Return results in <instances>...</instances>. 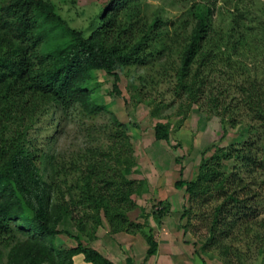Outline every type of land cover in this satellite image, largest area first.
I'll return each mask as SVG.
<instances>
[{"label": "rangeland", "instance_id": "rangeland-1", "mask_svg": "<svg viewBox=\"0 0 264 264\" xmlns=\"http://www.w3.org/2000/svg\"><path fill=\"white\" fill-rule=\"evenodd\" d=\"M44 1L52 4L70 26L91 30L100 7L108 0ZM193 1L143 0L145 19L155 13L161 16L169 39L175 34L180 38L189 36L197 21L190 12ZM213 1V28L234 27L236 18L233 17L232 22L227 11L236 16L240 12L247 16L239 27L248 28L243 33L245 38L237 35L234 40L242 39L237 53L243 62L246 61L248 71L241 68L237 78L235 74L234 77L218 78L215 75L228 72L229 55L225 48L205 49L211 53V61L217 52L218 59L204 67V76L197 78L200 81L209 77L211 87L224 88L223 91L199 89L192 96L188 87L182 90L176 76L181 70L182 56L173 54L172 58L164 57L145 67L125 68L119 72L121 80L117 90L113 77L97 72L96 80L88 85L92 89L89 97L82 98L66 111H49V118L55 115L58 141L49 152L56 159L49 171H43V177L51 208L66 212L62 213L57 227L72 235L79 234L83 244L110 255L116 264H141L149 248L147 238L150 234L154 235L159 249L148 264H225V258L215 246L202 249L209 237L214 210L226 198V194L222 195L216 188L222 174H225L226 187L227 176L235 174L240 179L236 183L243 184L242 196L248 193L249 198L255 200L259 195L257 200L263 201L259 207L262 209L250 222L262 223L252 235L264 234V154L257 157L261 163L251 167L239 160L224 159L225 150L229 153L238 147L244 151L245 145L252 141L264 146V114L263 119H251L244 102L250 94L238 90V84L246 78L248 85L256 84V80L259 84L264 81V0ZM201 57L199 55L197 60L200 61ZM198 67V63L190 65L185 83L191 82ZM218 101L221 107L216 104ZM49 118L48 124L53 122ZM159 122L168 125L171 132L169 143L156 140L154 128ZM211 146H216L220 161L214 160L215 149L208 151L203 160H207L206 166L201 168L203 152ZM257 147L255 145L253 149ZM42 157V167H49L48 156ZM102 160L121 169L116 172L110 167L103 173L107 167L103 168ZM199 169L206 172V180L202 177L199 182L203 186L209 183L208 195L191 198L187 195L188 200L185 191L177 190L175 185L183 179L197 178L201 172ZM109 176L120 182L134 181L132 186H126V191L132 192L129 200L121 202H107L103 198L105 209L99 211L88 199L96 188L104 195L101 188ZM184 205L189 209L188 213H185ZM122 208L127 210L125 214L130 225L117 220ZM165 208L167 211H162ZM108 211L109 215L106 214ZM111 218L113 224L124 229L115 228L110 223ZM97 219L101 222L97 223ZM10 226L14 232H7L4 237L27 239L18 229V232L14 230L17 226L14 222ZM234 231L237 232L238 228ZM245 240L242 239L243 243L234 241L233 247L247 253ZM57 244L77 245L75 240L63 234L57 238ZM251 248L250 253L254 254L256 248ZM0 259V264H8L7 253H1ZM76 264L88 263L79 255ZM245 264L263 263L260 257L251 256Z\"/></svg>", "mask_w": 264, "mask_h": 264}, {"label": "trees", "instance_id": "trees-1", "mask_svg": "<svg viewBox=\"0 0 264 264\" xmlns=\"http://www.w3.org/2000/svg\"><path fill=\"white\" fill-rule=\"evenodd\" d=\"M213 7V0H194L190 12L197 20L196 27L189 36L180 38L175 34L169 39L161 16L155 13L145 19L143 0L106 1L98 8L91 30L70 26L54 6L44 0H0V257L1 253H7L8 264H75L79 255L88 264H116L94 247L83 244L79 234L72 235L57 227L59 218L66 212L51 208L43 177V171H49L56 159L49 152L58 141L54 128L55 115L49 118V111H66L82 98L89 97L92 89L88 85L97 72L113 77L114 89L117 90L121 80L119 72L125 68L145 67L164 57L172 58L173 54L182 56L181 70L176 72L182 90L188 87L192 96L199 89L206 92L212 89L223 91L224 88L211 87L213 84L209 77H203L200 81L197 78L203 75L204 67L218 59L217 52L211 61V53L205 49L225 48V53L229 55L226 64L228 72L215 76L223 79L235 74L237 78L241 68L247 70V64L237 53L242 39L234 38L237 35L245 38L243 33L248 28L239 27L247 16H243L242 12L239 16L231 15L227 11V17H232V22L233 17L236 18L234 27L213 28ZM199 55L203 56L200 61L197 60ZM192 63H198L199 67L187 84L185 79ZM255 83L248 85L246 78L238 84V90L250 94L244 99L247 115L257 120L263 119L264 114V81L262 85L258 80ZM205 96L211 99L210 95ZM216 104L222 106L220 101ZM48 118L53 122L48 124ZM154 130L156 140L169 143L171 132L167 124L159 122ZM255 145L258 147L253 149ZM214 149V160L220 161L216 146L204 151L201 160ZM225 152L226 161L235 159L251 167L252 164L257 166V157L264 154V146L252 141L245 145L244 151L235 147L231 152ZM43 155L50 159L47 168L42 167ZM102 162L103 168L107 167L103 173L108 172L110 167L116 172L121 169L114 168L109 161ZM205 162L201 168L206 166ZM200 170L197 178L190 181L183 179L175 185L177 190L185 191L188 200L196 195H208L209 183L203 186L199 182L202 177L206 180V172ZM224 178L225 174H222L216 188L222 195L225 193L226 198L214 210L209 237L202 249L215 246L225 258V264H245L251 256L260 257L264 264V234L252 235L262 223L250 222L262 209L259 207L263 201L257 200L259 195L255 200H251L248 193L247 196L241 195L243 184L240 186L236 183L240 181L238 175L227 176L228 188ZM103 183L101 189L104 195L96 188L88 199L97 210L105 209V201L129 200L132 191L127 192L126 186H132L134 181L120 182L109 176ZM184 208L188 213L186 205ZM122 209L117 220L130 225L125 214L127 210ZM162 211L166 212L167 208ZM106 214L109 215V211ZM112 221L114 219L111 218L110 223L115 228L124 229ZM12 222L17 225L14 228L16 232L18 229L27 236L25 241L17 240L16 236L4 237L7 232H14L10 226ZM99 222L101 220L97 219ZM234 228H238V231L235 232ZM62 234L75 240L77 245L57 244V238ZM243 238H246L247 253L234 248L232 244L234 241L243 243ZM147 242L149 248L141 264H148L159 249L153 234L149 235ZM251 246L256 248L254 254L250 253Z\"/></svg>", "mask_w": 264, "mask_h": 264}, {"label": "crops", "instance_id": "crops-1", "mask_svg": "<svg viewBox=\"0 0 264 264\" xmlns=\"http://www.w3.org/2000/svg\"><path fill=\"white\" fill-rule=\"evenodd\" d=\"M105 254V253H104ZM108 257H110V255H108ZM111 258V257H110ZM154 259V258H153ZM75 264H76V262H75Z\"/></svg>", "mask_w": 264, "mask_h": 264}]
</instances>
